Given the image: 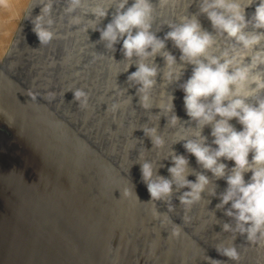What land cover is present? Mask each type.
<instances>
[{
  "label": "rangeland",
  "instance_id": "obj_1",
  "mask_svg": "<svg viewBox=\"0 0 264 264\" xmlns=\"http://www.w3.org/2000/svg\"><path fill=\"white\" fill-rule=\"evenodd\" d=\"M260 2L261 0H254L245 9L246 19H251ZM191 3L192 0H181L175 7L160 10L161 15L154 27L181 15L197 13L198 3L195 0ZM113 12L114 9L109 10V14L100 22V28L111 21ZM53 18L57 21V35L53 40L71 42L69 48L72 51L68 48L61 58L50 52L48 60L41 65L38 61L35 62L37 55H34L33 60L27 61L29 55L25 51L22 61L28 62L30 67L33 65L34 72H37L28 85L19 80V65L13 66L18 72L0 68V78L8 80L6 84L4 80L0 83V122L7 128L6 134H0V264H57V258L59 264H231V260L221 255L216 248L231 246L233 241V234L222 229L223 223L233 222L232 218L226 216L223 209L216 207L220 202L218 194L227 188L225 179L214 181L218 185L216 196L204 193V197L190 205L191 207L180 204L178 199L179 195L189 190L187 187L175 192L172 200L154 201L141 179L139 162H143L145 158L153 161L160 159L158 163L163 166L159 168V174L170 178L168 168L172 166V160L170 156L166 159L163 157L171 153L172 149L176 154L185 155L192 168L211 177L212 173L202 169L195 156L186 151L183 141L173 144L181 134L191 135L193 129L185 130L179 123L176 127L167 125V117L162 114L169 115V118L170 114L161 112L158 107H153L150 111L142 108L137 95L138 86L129 87L127 79L136 70V66L132 65L128 71L122 72L127 63L122 61V41L115 46V52H110L100 40V31L91 28L88 32L85 31L84 25L88 21L77 24L76 18L66 14L61 0H58ZM198 18L204 29L214 32L206 14H200ZM169 30L164 24L156 34L163 38ZM258 31L264 32V29ZM34 37L38 39L37 35ZM221 43H224L223 39ZM31 47L30 54L33 55L37 46ZM101 47L105 51L103 55L106 60L99 61V66L87 75L91 61H97L94 49ZM166 48L179 62L181 52L171 40L167 41ZM70 62L72 81L78 85V89L89 93L88 107L83 109L82 114L72 111V107L64 112L66 115L60 112L58 108L67 97L58 94L61 90L43 99V93L36 95L35 90L31 89L56 81L52 78L53 75L47 76L46 72L51 73L50 67H59L58 63L60 67L63 66L62 78L68 77ZM155 62L161 68L164 67L163 57L158 55ZM246 62H250V58H246ZM193 67L194 65L188 64L181 80L167 87V82H162V73L158 74V84L153 90V103L156 105H165L168 93L174 96L175 114L184 122L185 127H194L195 122H190L186 113L183 99L185 93L179 84L191 77ZM254 72H264V64L258 65ZM124 88L127 91H121ZM62 93L65 92L62 90ZM69 94L72 96L71 92ZM34 100L41 107L36 106ZM249 102L254 103L251 98ZM114 103L121 105L115 112L112 108ZM5 116L10 117L11 121ZM44 116L52 118L56 126L54 123L52 126ZM92 116L94 119H91ZM158 123L159 133L166 141L163 148L153 147L150 137L142 129ZM230 123L237 131L243 130V125L236 118ZM41 130L47 131L43 144L36 138L37 132ZM202 134L208 137V143L211 144L214 137L211 135L210 125L204 127ZM56 135L60 137L55 138ZM48 143L56 148L53 155L58 151L60 153L51 164L46 165L45 159L49 156L41 159V154L45 155ZM212 146L218 147L215 144ZM251 158L252 153L249 154V160ZM221 162L226 163L229 168L235 163L224 158H221ZM130 168L134 171L131 172ZM41 171L46 177L44 182L38 178ZM251 176V171L245 173V181ZM188 179L195 181L196 177L189 175ZM43 184L57 189L58 198L69 204V210L76 208L84 220H76V223L73 222L75 225L71 222L69 225L64 219L65 214L61 216L59 213L60 209L57 211L52 208L54 206L45 204L49 217V221H46L49 225L44 226L15 201L19 186L22 185L29 201L36 204L31 188L39 192ZM211 187L210 185L209 188ZM225 207H230V203ZM177 230L179 235L174 234ZM68 231L81 237L78 239L80 244L77 243L80 246L70 240ZM240 237L245 247L236 264H264V241L251 243L247 240L246 233H236L233 241L235 246ZM87 242L94 244V251L75 258L73 253L83 252ZM88 246L91 248V244ZM31 254L39 261H35ZM42 255L49 258L42 260Z\"/></svg>",
  "mask_w": 264,
  "mask_h": 264
},
{
  "label": "clouds",
  "instance_id": "obj_2",
  "mask_svg": "<svg viewBox=\"0 0 264 264\" xmlns=\"http://www.w3.org/2000/svg\"><path fill=\"white\" fill-rule=\"evenodd\" d=\"M180 2L131 0L129 4V0H61L66 14L76 18L77 24L88 21L84 25L85 31L90 28L100 31V40L110 52H115V46L122 41V61L127 62L122 72L136 66L127 79L129 87L138 86L137 95L144 110L158 107L161 112L170 114V118L162 114L167 117V125L176 127L179 123L185 130L193 129L191 135L181 134L173 144L183 141L186 151L193 154L197 164L212 176L192 168L189 159L176 154L173 149L163 157H171L170 178L159 174L158 170L163 166L158 163L160 159L137 161L141 179L152 200H172L175 192L187 187L189 190L178 199L180 204L190 206L199 202L204 193L216 196L218 185L214 181L225 179L227 188L218 194L220 202L216 207L223 209L233 222L223 223V231L232 233L233 241L236 233H246L248 241L259 243L264 241V72H254V69L264 64V32L258 31L264 29V0L256 7L251 19H246L245 9L254 0H195L199 11L161 24H166L170 30L160 38L156 33L161 30V25L154 27L160 10L175 7ZM57 3L58 0H29L20 14L19 23L22 19L31 21L40 45H47L56 38L57 21L53 12ZM14 7L13 0H0V12L7 13ZM37 7L39 14L33 16ZM110 9H114L111 21L100 28V22ZM200 14H206L214 32L202 27ZM19 31L22 32L21 26ZM169 40L181 52L179 62L166 48ZM158 55L165 61L163 68L155 62ZM246 58H250V62H246ZM188 64L194 65L192 75L179 87L185 93L184 107L190 122H195L194 127H185L175 114L171 93H168L165 105L153 103L158 74L162 73V82L166 81L167 87L181 80ZM124 90L127 91L126 88L121 91ZM73 93L74 100L87 108L89 93L84 89ZM249 98L254 103L249 102ZM120 106L114 103L113 111H118ZM233 118L243 125L242 131H237L230 123ZM208 125L214 137L211 144L202 134ZM142 129L150 137L153 147H164L166 141L159 133V123ZM213 144L218 147L214 148ZM221 158L234 161V166L229 168ZM249 171L252 176L245 181V173ZM189 175H194L195 181L189 180ZM229 203L230 207L226 208ZM174 234L179 235L178 230ZM233 241L231 246L216 248L221 255L238 262L241 255Z\"/></svg>",
  "mask_w": 264,
  "mask_h": 264
},
{
  "label": "water",
  "instance_id": "obj_3",
  "mask_svg": "<svg viewBox=\"0 0 264 264\" xmlns=\"http://www.w3.org/2000/svg\"><path fill=\"white\" fill-rule=\"evenodd\" d=\"M38 9H40V8L37 7V8H35L33 10V12H32L33 16L39 14V10ZM21 27H22L23 33L19 32V34H17V36H16L17 38H15L10 50L8 51V54L5 56V58L3 60L4 64L1 67L4 70H6V71H12V72L17 71L18 72L17 68L13 69V66L16 65V64L19 65L21 67V70L18 73L19 80L24 82V84L28 85V84H30L32 82V77L34 76L35 73L32 71L31 67L28 65V62L24 63L22 61V59H23L22 54L13 53L15 48L19 49L20 51H24V50H27L29 47H31V45H34V46H37V48H39V51L40 50L44 51V50H47V49L48 50L51 49L49 51V53L53 52L57 58H61L65 53H67V50L66 49L64 50V48H63L64 46H66L64 44L66 43L67 46H69V45H71L70 44L71 42L69 43V41L61 42V41L52 40L51 43H49L47 45H40L39 40L34 37L36 35L32 31L33 25H32V23H31V21L29 19H24L23 22H22ZM94 52H96L95 58H96L97 61H95V62L91 61V64H90V66L88 67V70H87L88 71V75H90V73H89L90 71L93 72L95 70V68H97L99 66V61L103 62V61L106 60V56L103 55V53L105 51L103 50L102 47L101 48H95ZM13 62H15V63L13 64ZM38 62L42 63L40 61H38ZM69 64L71 65V69L69 70V74L68 75H69V79L71 78V80H72V78H73V76H72L73 75L72 62H70ZM50 68H52L51 69L52 72H55V71L57 72L58 71V69H57L58 67L57 66L50 67ZM35 75H37V74H35ZM71 84H72V87L68 88L66 86L67 89L64 92L68 95L67 99L69 98V100H70L69 103H71V107L73 106L72 108L74 109V104H76V106L79 105L78 101L74 100V93H73L74 90L78 89V86L74 82L72 83V81H71ZM31 89L35 90V92H36L35 94L36 95H39L40 93H42L41 91L39 92L38 88H31ZM70 92L73 95L72 97L69 94ZM62 109H63V111L68 110L67 107L62 108ZM0 124H1V122H0ZM6 129L7 128L2 126V124H1V126H0V134H4V133L6 134L7 133ZM7 181L11 185H13V183L8 178H7ZM32 186L33 185H31V187ZM42 188L44 189V192L34 191V189L31 188V191L34 194V198L37 201L36 204L31 203L29 201V199L27 198V196L25 195V192H24L25 188L22 191H17L18 193L15 192V193H17V195H16L17 199L15 201L18 202L19 204H21V206L26 208L30 213H32L34 219L37 222L42 223L44 226H48L49 225V222H47V221H49L48 211H47V209L44 208L45 204L54 206L52 208L57 210V211L60 209L59 213L62 214L61 216H63V213L65 214L66 217L64 219L68 221L67 223L69 225H70V222L71 223H73V222L76 223V222H80V221L84 220V217L81 216V214L79 213V211L76 208L72 207L73 211L69 210L67 208V204L68 203L65 202V201H62L61 199L58 198L57 192H56L57 189L49 188V186L47 184L42 186ZM13 191H16V189H13ZM74 223H73V225H75ZM69 233H71V234H69ZM67 235L69 236L70 240H72V241L74 240L75 241L74 243H76V244L79 243L78 239H80L81 237H78V234H76L73 231H68ZM79 244H77V245L80 246ZM90 244H91V248H89V246H88ZM93 245L94 244H92V243L85 244L84 245L85 250L83 249V252H81V253H77V252L73 253L74 257L77 258L80 255L91 253L92 251H94V248H95ZM238 251L240 252V249H238ZM36 254L41 255L40 253H36ZM42 256H44V257H42V260L45 257L49 258V256H45V255H42ZM32 257H33V259L35 261L36 260L39 261L38 259L35 258L34 255H32ZM35 263H38V262H35ZM236 263L237 262L231 261V264H236ZM57 264H59L58 258H57Z\"/></svg>",
  "mask_w": 264,
  "mask_h": 264
},
{
  "label": "bare ground",
  "instance_id": "obj_4",
  "mask_svg": "<svg viewBox=\"0 0 264 264\" xmlns=\"http://www.w3.org/2000/svg\"><path fill=\"white\" fill-rule=\"evenodd\" d=\"M39 11H40V9H38ZM22 33H23V31H22ZM36 35V34H35ZM66 42V41H65ZM64 45H66V43L64 44ZM70 47V45L69 46H64L63 48H64V50L66 49V50H68V48ZM33 47H30V48H28L27 50H24V51H20L19 49H17V48H15V50L13 51V53H18V54H23L25 51H26V54H28L29 56L26 58L27 59V61L29 60V61H31V60H33V57H34V55L36 56L37 55V57L35 58V62L36 61H40V62H46V60H48V58H49V55H48V53H49V51L51 50L50 48V50H44V51H39V48H37L36 50H37V52H36V50L33 52L34 54L33 55H31L30 54V52H31V49H32ZM53 49V48H52ZM70 49V48H69ZM70 51H72L71 49H70ZM37 53V54H36ZM69 57H70V54H69ZM71 60V59H70ZM63 61V60H62ZM15 62H13V64H14ZM39 63V62H38ZM37 63V64H38ZM3 61H0V68H2L1 66H3ZM41 64H43V63H39V65H41ZM58 71L56 72H52L51 71V73H47L46 72V74H47V76H49L50 74V76L52 77V75H53V79H55L56 81H53L52 83H51V81H49V85L48 84H45L44 86H42V85H40L39 86V88H38V90L39 91H41L44 95H43V99H45L46 97L45 96H51L53 93H55V94H57L58 93V91H60L61 90V92L60 93H58L59 95L60 94H62V96L61 97H64V96H68L67 94H65V93H62V90L63 91H65V89H66V86L68 87H72V84H71V78L69 79V75H68V77H64L65 79H63L62 77H63V75H64V70H63V66L62 67H60V64L58 63ZM69 66H70V68H68L69 70L71 69V65L69 64ZM31 69H32V71L34 72V68H33V65H32V67H31ZM66 69V68H65ZM50 70V69H49ZM68 70V71H69ZM50 72V71H49ZM35 74H37V72H34ZM61 73L63 74V75H61ZM69 73V72H68ZM87 75H88V73H87ZM95 75V74H94ZM67 78V79H66ZM99 78V77H98ZM59 79V80H58ZM4 80V84H6V83H8V80L7 79H2V77L0 78V83L2 82ZM32 80H33V78H32ZM71 80V81H70ZM76 81V80H75ZM48 83V82H47ZM72 83H73V81H72ZM51 85V86H50ZM78 86V85H77ZM32 87H34V85L32 86ZM68 87V88H69ZM75 88V87H74ZM48 89V90H47ZM77 89V88H76ZM11 90H8L7 92L9 93ZM76 90H74V92H75ZM11 93V92H10ZM73 96V95H72ZM71 96V97H72ZM32 98V97H31ZM66 99L61 103V101H60V103H61V107L60 108H58L59 110H60V112L62 113V114H64V115H66L64 112H67V110H65V111H63V109L62 108H65V107H67L68 109H70L71 108V103H69V98L67 99V97H65ZM33 100V99H32ZM72 100V99H71ZM34 102L36 103V106H38V107H41L40 105H39V103L36 101V100H34ZM34 103V104H35ZM38 103V104H37ZM57 105V104H56ZM58 106V105H57ZM73 107V106H72ZM1 109H3V108H1ZM36 109V108H35ZM38 109V108H37ZM40 109V108H39ZM38 109V110H39ZM78 109V110H77ZM83 109H85V108H83V107H81L80 105H77L76 106V104H74V109L72 108L71 110L72 111H77V112H79V113H82L83 112ZM2 111V110H1ZM3 112V111H2ZM26 112V111H25ZM36 112V111H35ZM3 114H5L6 115V113H4L3 112ZM21 114H25V113H21ZM39 115H41V114H39ZM50 115V114H49ZM25 116V115H24ZM6 117V119H8L9 121H11V118L10 117H7V116H5ZM41 117V120H42V116H40ZM36 119L38 118V117H35ZM44 118L46 119V120H48L51 124H52V126H54L53 125V123L55 124V126H56V123L55 122H53L51 119H49L48 117H46V116H44ZM44 118H43V120H44ZM21 119H23V117L21 118ZM91 119H94V116H92V118ZM24 122V121H23ZM90 122H91V120H90ZM25 124L23 123V126H24ZM42 125L43 124H41V128H42ZM27 127V126H26ZM25 128V127H24ZM26 130H27V128H26ZM19 132H20V130H18ZM34 131V130H33ZM18 132V134H20ZM47 134V131L45 130V131H38L37 132V140H38V142H41V144H43L44 143V137H45V135ZM55 138H59L60 136L59 135H56V136H54ZM40 139V140H39ZM57 140H59V139H57ZM52 145H54V142L52 143ZM50 143H48V150L46 151V153H45V155H44V153H42L41 154V159H44L46 156H49L48 158H46L45 160H46V165H49V164H51V162H53V160L54 159H56V157H58V153H60L59 151H58V153L56 152L55 153V155H53V153H54V151H55V147L54 146H52ZM44 151V150H43ZM56 154H57V156H56ZM43 155H44V157H43ZM40 159V158H39ZM40 159V160H41ZM118 159V157L117 158H115V160H117ZM28 170V169H27ZM131 172H133L134 170H132V168H130L129 169ZM40 171V170H39ZM33 172V171H32ZM34 173V172H33ZM42 171L41 172H39V176H38V178L39 179H41L43 182H44V180H46V177H44L42 174ZM136 173V172H135ZM34 175H35V173H34ZM136 175H137V173H136ZM135 175V176H136ZM137 176H139V175H137ZM45 184H43V186H44ZM24 188H23V186L21 185V186H19V191H22ZM39 189H40V187H39ZM40 192H44V189L43 188H41L40 190H39ZM191 207V206H190ZM205 237H203V239H204ZM237 248L238 249H240V255H241V257H242V255H243V251H244V243H243V240H242V238L240 237V239H238L237 240Z\"/></svg>",
  "mask_w": 264,
  "mask_h": 264
},
{
  "label": "crops",
  "instance_id": "obj_5",
  "mask_svg": "<svg viewBox=\"0 0 264 264\" xmlns=\"http://www.w3.org/2000/svg\"><path fill=\"white\" fill-rule=\"evenodd\" d=\"M29 0H13L15 7L7 13L0 12V58L7 55L24 19L20 14Z\"/></svg>",
  "mask_w": 264,
  "mask_h": 264
}]
</instances>
